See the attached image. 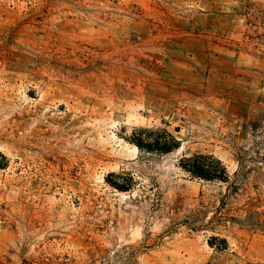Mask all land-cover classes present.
Listing matches in <instances>:
<instances>
[{
  "label": "rangeland",
  "instance_id": "374dc122",
  "mask_svg": "<svg viewBox=\"0 0 264 264\" xmlns=\"http://www.w3.org/2000/svg\"><path fill=\"white\" fill-rule=\"evenodd\" d=\"M0 264H264V0H0Z\"/></svg>",
  "mask_w": 264,
  "mask_h": 264
},
{
  "label": "trees",
  "instance_id": "16d2710c",
  "mask_svg": "<svg viewBox=\"0 0 264 264\" xmlns=\"http://www.w3.org/2000/svg\"><path fill=\"white\" fill-rule=\"evenodd\" d=\"M135 145L139 148H145L148 151H152L154 149L158 148V145H162V143L158 142L156 140L155 145L149 146L147 145L144 147L140 142L136 141ZM157 145V146H156ZM210 164L212 165H197V166H184L183 169L186 170L187 172L193 174L194 176L207 180V181H213V180H219L223 183H227V176L224 171V169L221 167L220 162L218 161H212Z\"/></svg>",
  "mask_w": 264,
  "mask_h": 264
}]
</instances>
